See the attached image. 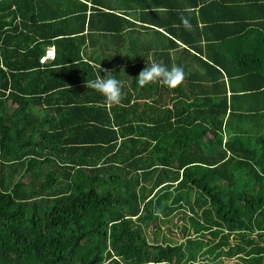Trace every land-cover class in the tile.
<instances>
[{
	"label": "trees",
	"instance_id": "trees-1",
	"mask_svg": "<svg viewBox=\"0 0 264 264\" xmlns=\"http://www.w3.org/2000/svg\"><path fill=\"white\" fill-rule=\"evenodd\" d=\"M114 1L0 0V264H264V23ZM153 61L185 81L140 87Z\"/></svg>",
	"mask_w": 264,
	"mask_h": 264
},
{
	"label": "clouds",
	"instance_id": "clouds-1",
	"mask_svg": "<svg viewBox=\"0 0 264 264\" xmlns=\"http://www.w3.org/2000/svg\"><path fill=\"white\" fill-rule=\"evenodd\" d=\"M179 19L185 29L191 30L192 25L188 16L181 13ZM101 70L104 71L106 75L103 78L97 75L95 80L87 81L85 87L91 88L99 93L104 98V103L108 107L121 104L123 99L121 82L112 76L110 70L101 69L99 65L98 72ZM121 72H123V69H121ZM185 79L186 74L182 67L173 66L169 70L161 63L153 61L150 66H146L140 71L136 81L140 87L160 83L168 89L174 90L181 86ZM156 214L159 215L158 212Z\"/></svg>",
	"mask_w": 264,
	"mask_h": 264
},
{
	"label": "crops",
	"instance_id": "crops-1",
	"mask_svg": "<svg viewBox=\"0 0 264 264\" xmlns=\"http://www.w3.org/2000/svg\"><path fill=\"white\" fill-rule=\"evenodd\" d=\"M260 1H262L264 3V0H260ZM224 3L226 6H229V7L235 6V7L242 8V11H241L242 16L243 15H245L246 17L251 16L248 20L247 19L243 20L244 24H247L248 22H255V23H261V24L264 23V17L263 16L261 17V15H260V14H264V10H263V12H261V10H257L256 7L251 8L253 6L252 0H225ZM104 4L106 6H108L107 9L118 12V6L116 5L114 0H104ZM228 11L230 13L226 12L227 17H228L227 20H231V18H235L236 15L232 11H230V9ZM134 23L137 24V22H134ZM239 23H240L239 19H236L235 22L234 21L231 22L232 25H239ZM85 30H86V25H84L83 35L85 34ZM46 48H52L53 49V47H51V46L46 47ZM240 50H243V49H237L234 52H238ZM48 63H50V62H46L44 65H46ZM253 84H254V81H253ZM246 102L247 101H245V103ZM252 122H253V124H255V123L260 124L261 122L263 124L264 120L260 121V122H256V120H249V121H246L245 123H242L241 125H245L244 127H247V125L250 126Z\"/></svg>",
	"mask_w": 264,
	"mask_h": 264
},
{
	"label": "built area",
	"instance_id": "built-area-1",
	"mask_svg": "<svg viewBox=\"0 0 264 264\" xmlns=\"http://www.w3.org/2000/svg\"><path fill=\"white\" fill-rule=\"evenodd\" d=\"M54 58V52L52 48H47L44 50V54L39 57L38 63L39 64H45L46 62L52 61Z\"/></svg>",
	"mask_w": 264,
	"mask_h": 264
},
{
	"label": "rangeland",
	"instance_id": "rangeland-1",
	"mask_svg": "<svg viewBox=\"0 0 264 264\" xmlns=\"http://www.w3.org/2000/svg\"><path fill=\"white\" fill-rule=\"evenodd\" d=\"M17 178V175L15 176ZM21 178V177H20ZM22 181L23 182H26L27 181V178L25 176H22Z\"/></svg>",
	"mask_w": 264,
	"mask_h": 264
}]
</instances>
